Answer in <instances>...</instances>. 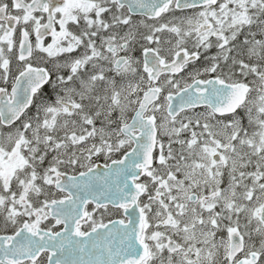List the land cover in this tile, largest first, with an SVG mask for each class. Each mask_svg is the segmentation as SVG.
<instances>
[{"label": "snow or ice", "instance_id": "obj_1", "mask_svg": "<svg viewBox=\"0 0 264 264\" xmlns=\"http://www.w3.org/2000/svg\"><path fill=\"white\" fill-rule=\"evenodd\" d=\"M42 254L264 264V0H0V264Z\"/></svg>", "mask_w": 264, "mask_h": 264}, {"label": "flooded vegetation", "instance_id": "obj_2", "mask_svg": "<svg viewBox=\"0 0 264 264\" xmlns=\"http://www.w3.org/2000/svg\"><path fill=\"white\" fill-rule=\"evenodd\" d=\"M139 17H134V19H138ZM202 110V109H201ZM101 163H103L101 161ZM69 174H73V173H70ZM63 194H60V196H62ZM59 198V197H57ZM95 207V205L93 203H90L89 205H87V210L88 211H92V209ZM122 217V216H121ZM121 217H118V218H121ZM97 219H99V216L96 217ZM123 218V217H122ZM105 222H107L108 219H113L112 218V215H109V213H106L105 214ZM54 220L50 217L48 221H44L43 224L41 225L42 228H45V227H51L52 225H54ZM63 225H56L55 228L53 229L54 231H59L60 229H62ZM83 230H88L87 229V226L84 227ZM41 264H47V258H46V254H42L41 255Z\"/></svg>", "mask_w": 264, "mask_h": 264}, {"label": "rangeland", "instance_id": "obj_3", "mask_svg": "<svg viewBox=\"0 0 264 264\" xmlns=\"http://www.w3.org/2000/svg\"><path fill=\"white\" fill-rule=\"evenodd\" d=\"M202 111V110H201ZM113 158H118V156H116V157H113ZM101 161L103 162V159H101ZM70 173H72L71 172V170L69 171ZM110 208H111V206H109ZM109 215H112V218L114 219V218H118V217H121L122 216V213H117V212H111V213H109ZM122 218V217H121Z\"/></svg>", "mask_w": 264, "mask_h": 264}, {"label": "water", "instance_id": "obj_4", "mask_svg": "<svg viewBox=\"0 0 264 264\" xmlns=\"http://www.w3.org/2000/svg\"><path fill=\"white\" fill-rule=\"evenodd\" d=\"M101 166H102V163H101ZM59 231H61V230H59Z\"/></svg>", "mask_w": 264, "mask_h": 264}]
</instances>
